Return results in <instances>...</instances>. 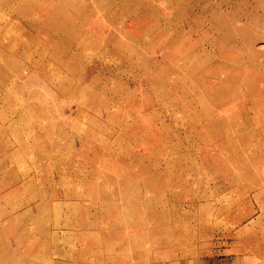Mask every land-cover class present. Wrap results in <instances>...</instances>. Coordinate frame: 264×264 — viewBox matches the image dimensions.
I'll return each mask as SVG.
<instances>
[{"label":"rangeland","instance_id":"obj_1","mask_svg":"<svg viewBox=\"0 0 264 264\" xmlns=\"http://www.w3.org/2000/svg\"><path fill=\"white\" fill-rule=\"evenodd\" d=\"M0 264H264V0H0Z\"/></svg>","mask_w":264,"mask_h":264}]
</instances>
